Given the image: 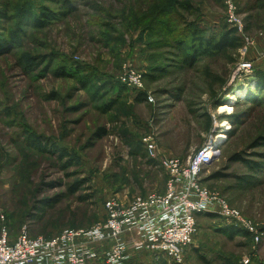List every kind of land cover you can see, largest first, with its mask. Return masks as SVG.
<instances>
[{
  "label": "rangeland",
  "instance_id": "374dc122",
  "mask_svg": "<svg viewBox=\"0 0 264 264\" xmlns=\"http://www.w3.org/2000/svg\"><path fill=\"white\" fill-rule=\"evenodd\" d=\"M70 1L68 16L40 29L22 8L61 14L64 0H0V13L10 18L0 20V36L14 45L0 54V238L4 230L14 240L25 228L47 239L90 229L112 195L128 202L164 193V156L187 162L214 142L218 155L202 184L264 233V87L255 77L264 73V0H233L241 48L192 67L179 45L189 39L186 25L235 29L226 0ZM246 62L252 72L240 70ZM74 66L76 77L62 75ZM125 67L143 76L142 98L122 82ZM86 76L91 83L84 86ZM239 87L246 88L242 95ZM53 145L69 157L60 158ZM131 264L173 263L142 256ZM183 264H264V236L257 241L202 216Z\"/></svg>",
  "mask_w": 264,
  "mask_h": 264
},
{
  "label": "built area",
  "instance_id": "2783aa9c",
  "mask_svg": "<svg viewBox=\"0 0 264 264\" xmlns=\"http://www.w3.org/2000/svg\"><path fill=\"white\" fill-rule=\"evenodd\" d=\"M226 3L229 22L243 32L233 0ZM253 67L252 62H246L240 70L252 72ZM125 71L122 82L136 92L142 90L140 72L128 67ZM149 101L153 99L149 97ZM145 144L151 157L157 159L153 142L146 140ZM214 144L201 149L187 162L164 156L161 165L169 176L164 193L128 202L112 195L104 202L103 219L90 229L66 230L47 239L32 238L25 228L14 240L4 230L0 238V264H131L142 256L155 262L183 264L194 245L198 216L203 214L216 215L260 241L264 236L261 229L202 184V173L213 159L210 153Z\"/></svg>",
  "mask_w": 264,
  "mask_h": 264
},
{
  "label": "trees",
  "instance_id": "16d2710c",
  "mask_svg": "<svg viewBox=\"0 0 264 264\" xmlns=\"http://www.w3.org/2000/svg\"><path fill=\"white\" fill-rule=\"evenodd\" d=\"M41 1V0H40ZM44 2H54L55 0H42ZM64 5L63 9L64 12L59 13H52L47 10L46 7H43L41 12L38 13V15H32L33 8L31 5H26L24 8H22L21 16L28 17L29 21L33 23V26L36 28H45L51 22L55 19H59L60 17H66L68 16L70 12L73 10V5L72 2L64 0ZM264 4V3H263ZM263 6V5H261ZM183 9L187 11H191V6L190 5H184ZM4 21V19H10L7 15L6 12L0 13V20ZM1 21V22H2ZM20 23H22V20H20ZM185 36L188 37V41L186 39H182L179 42L180 48L184 54V60L183 63L188 66L192 67L194 64H196L199 59H203L205 57H213L215 55H222L228 52L229 50H236L240 49L242 46V40L238 36V32L236 29H228V28H223L221 32H214V30H206L201 28L199 25H196L195 23L191 25H186L185 27ZM2 33V32H0ZM0 54L3 53H8L11 51L13 48V43L12 41H8L3 39V36H0ZM73 71H69L64 69L62 72L63 76L66 77H71L74 78L77 76L79 73L78 66H74ZM257 81L260 84V86L264 87V73L258 72L256 74ZM81 82H83L84 86H87L88 84L91 83V79L88 78L87 76L83 79H81ZM123 89H127L125 86L121 84L120 86ZM101 90V89H100ZM137 98H142L145 96L141 92L137 94ZM110 109V106H109ZM101 135L99 137H102L106 134L105 130H101ZM52 151L59 154L60 158L65 159L66 157H69V153L67 152L66 149L60 148L58 146L53 145ZM262 159L264 160V156H261ZM249 170L253 172H260L262 170V167L260 164L257 162H246ZM72 193H74V190H72ZM52 204L48 205L46 208H41V214L38 215V222H41L44 219V215L46 214V211L48 208H52ZM211 214H205V215H199L198 220L202 216H207ZM213 217H217L216 215H211ZM234 227H232L233 230ZM244 235L250 236L248 233L244 232ZM163 261V260H162Z\"/></svg>",
  "mask_w": 264,
  "mask_h": 264
},
{
  "label": "bare ground",
  "instance_id": "6f19581e",
  "mask_svg": "<svg viewBox=\"0 0 264 264\" xmlns=\"http://www.w3.org/2000/svg\"><path fill=\"white\" fill-rule=\"evenodd\" d=\"M245 89H246L245 87L244 88L243 87H241V88L239 87V88H237L236 93L239 94V95H242ZM231 100H234V96H231L229 99H227V102H229ZM225 110L229 111V112L232 111V109L230 107H222L219 111L220 112H224ZM226 125H227V123L224 124V126H226ZM224 139H225V137H222V138L220 137L218 144L221 143L222 141H224ZM215 148L216 147L214 146L213 150H211V153H210V156L213 157V158H214L215 155H218V152L217 153L215 152L217 150V148H216V150H214Z\"/></svg>",
  "mask_w": 264,
  "mask_h": 264
},
{
  "label": "crops",
  "instance_id": "0c3cea01",
  "mask_svg": "<svg viewBox=\"0 0 264 264\" xmlns=\"http://www.w3.org/2000/svg\"><path fill=\"white\" fill-rule=\"evenodd\" d=\"M263 3H264V2H263ZM261 5H263V6H261ZM261 5H260L261 7H264V4H261Z\"/></svg>",
  "mask_w": 264,
  "mask_h": 264
}]
</instances>
